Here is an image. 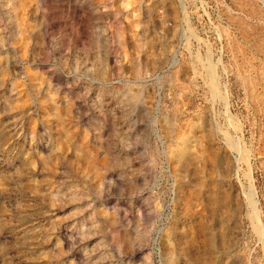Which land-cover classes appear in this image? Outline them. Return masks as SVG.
<instances>
[{"label": "rangeland", "instance_id": "1", "mask_svg": "<svg viewBox=\"0 0 264 264\" xmlns=\"http://www.w3.org/2000/svg\"><path fill=\"white\" fill-rule=\"evenodd\" d=\"M0 264H264V0H0Z\"/></svg>", "mask_w": 264, "mask_h": 264}, {"label": "bare ground", "instance_id": "2", "mask_svg": "<svg viewBox=\"0 0 264 264\" xmlns=\"http://www.w3.org/2000/svg\"><path fill=\"white\" fill-rule=\"evenodd\" d=\"M194 254H196V253H194Z\"/></svg>", "mask_w": 264, "mask_h": 264}]
</instances>
